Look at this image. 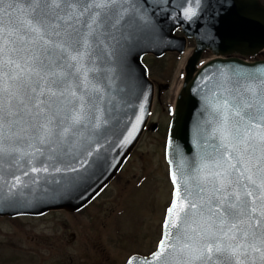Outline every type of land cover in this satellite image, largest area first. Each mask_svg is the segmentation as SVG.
Returning a JSON list of instances; mask_svg holds the SVG:
<instances>
[{
    "label": "snow or ice",
    "instance_id": "1",
    "mask_svg": "<svg viewBox=\"0 0 264 264\" xmlns=\"http://www.w3.org/2000/svg\"><path fill=\"white\" fill-rule=\"evenodd\" d=\"M127 2L0 0V199L5 163L27 157L41 165L32 173L47 172L48 161L106 123L93 57L103 39L131 22ZM245 79L217 101L212 151L191 173L192 190L183 197L177 190L168 210L165 227L178 229L180 247L168 244L167 233L156 260L171 247L177 264H264V78ZM21 183L16 176L11 187Z\"/></svg>",
    "mask_w": 264,
    "mask_h": 264
},
{
    "label": "water",
    "instance_id": "2",
    "mask_svg": "<svg viewBox=\"0 0 264 264\" xmlns=\"http://www.w3.org/2000/svg\"><path fill=\"white\" fill-rule=\"evenodd\" d=\"M126 20L119 31L103 39L96 49L92 67L95 82L105 98L106 111L94 133L85 132L71 153L47 162L48 171L32 173L38 160L14 167L5 163L2 171L3 199L0 215H38L51 209L76 211L88 204L115 176L141 137L147 124L154 94V83L142 61L145 54L162 56L183 53L188 39L194 49L188 57L182 86L177 94L166 143V160L173 184L172 200L162 226V236L154 252L131 255L130 260L147 259L151 264H177L179 254L169 247L159 259L154 254L171 233L168 244H177V228H166L169 208L192 190L190 175L212 151L217 127V101L226 95L232 82L248 74L264 78V59L247 61L229 57L233 52L256 55L264 49V3L261 0H128ZM191 8L195 15L186 14ZM180 29V34L176 31ZM214 57L200 63L203 52ZM200 63V64H199ZM154 128V126H153ZM26 147V146H22ZM27 150V149H26ZM59 169V171H57ZM28 171V175L23 173ZM173 174L176 181H173ZM22 183L12 188L15 177ZM192 199V197H189ZM180 214L178 225L183 224ZM187 229V226L185 225ZM183 241H181V244Z\"/></svg>",
    "mask_w": 264,
    "mask_h": 264
},
{
    "label": "rangeland",
    "instance_id": "3",
    "mask_svg": "<svg viewBox=\"0 0 264 264\" xmlns=\"http://www.w3.org/2000/svg\"><path fill=\"white\" fill-rule=\"evenodd\" d=\"M193 49L190 40L182 54L144 57L155 84L151 123L159 126L148 127L118 177L85 209L0 216V264H122L133 253L156 249L173 193L165 159L168 107ZM212 56L205 51L202 61Z\"/></svg>",
    "mask_w": 264,
    "mask_h": 264
},
{
    "label": "flooded vegetation",
    "instance_id": "4",
    "mask_svg": "<svg viewBox=\"0 0 264 264\" xmlns=\"http://www.w3.org/2000/svg\"><path fill=\"white\" fill-rule=\"evenodd\" d=\"M262 1L264 2V0H262ZM231 56H240V57H243V58H251V57L241 56V55H238V54H236V53L231 54ZM259 57H264V54L260 55ZM160 92H161V90H158V95L160 94ZM158 126H159V124L156 126V128H158ZM156 128H155V129H156ZM133 152H134V151H133ZM133 152H132V153H133ZM132 153H131V155H132ZM131 155L129 156V158L131 157ZM129 158L126 160V162H125L124 165L122 166L121 170H119V172L116 174V176L114 177V179L118 177L119 173L123 170L124 166L126 165L127 161L129 160ZM114 179H113V180H114ZM113 180H112V181H113ZM109 185H110V184H109ZM109 185H108V186H109ZM108 186H107V187H108ZM107 187H106V188H107ZM106 188H105V189H106ZM105 189H104V190H105ZM78 212H80V211L73 212V213H78ZM43 215H45V214H43ZM41 216H42V215H41Z\"/></svg>",
    "mask_w": 264,
    "mask_h": 264
}]
</instances>
